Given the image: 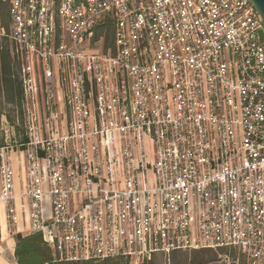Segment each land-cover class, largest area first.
I'll return each mask as SVG.
<instances>
[{"label":"built area","instance_id":"1","mask_svg":"<svg viewBox=\"0 0 264 264\" xmlns=\"http://www.w3.org/2000/svg\"><path fill=\"white\" fill-rule=\"evenodd\" d=\"M2 1L26 138L0 146L9 233L25 223L69 263L227 250L264 264L252 0Z\"/></svg>","mask_w":264,"mask_h":264},{"label":"trees","instance_id":"2","mask_svg":"<svg viewBox=\"0 0 264 264\" xmlns=\"http://www.w3.org/2000/svg\"><path fill=\"white\" fill-rule=\"evenodd\" d=\"M7 4L6 2H3L0 0V5L4 6ZM1 10V7H0ZM9 15L7 11V15L0 16V26L2 28L7 29L9 26ZM108 39H107V44H111L113 42V35L110 32H108ZM1 64L3 68V78L5 80V83L8 88L11 90L14 89L16 86L17 94L18 97L20 98L22 102V87L21 83L14 82L12 79V69L14 65L13 64V59L10 54V52L7 50V48H3L1 46ZM1 80V78H0ZM25 131V130H24ZM6 139V138H5ZM4 139L2 138V141L0 142V146L4 144ZM9 141V140H8ZM21 142H26V138L24 137V132L22 134V139L20 140ZM10 144V143H9ZM181 251H176L173 253H177ZM195 254L201 255V258L196 257V259H193V264H207L213 262L209 258L213 256H222L225 255V253H230L227 250H201L200 251H194ZM233 254V253H232ZM15 256L17 259V264H130L127 260H123L121 258H110L109 260L105 261H100V262H78V263H69L66 262L65 260H61L57 255L54 254L53 251L48 247V245L44 242L43 236H41L38 233H31L27 234L25 236H18L17 243H16V248H15ZM208 257V258H205ZM231 260V259H229ZM236 260V255L233 254L232 262L230 264H237ZM155 260H152L150 263L146 264H153Z\"/></svg>","mask_w":264,"mask_h":264},{"label":"rangeland","instance_id":"3","mask_svg":"<svg viewBox=\"0 0 264 264\" xmlns=\"http://www.w3.org/2000/svg\"><path fill=\"white\" fill-rule=\"evenodd\" d=\"M0 16H6L8 6L5 4L1 6ZM1 46L5 49L8 44L6 40L0 38ZM1 51V50H0ZM1 54H0V142L2 138L8 139L10 144H15L17 141L22 139V134L24 129L22 127L23 114L21 111V100L18 97L16 86L13 90L7 87L5 80L3 78V68L1 64ZM11 71L12 79L16 82L17 73L19 72L16 66ZM23 156V155H22ZM21 168L20 166H18ZM201 252V251H200ZM233 253V252H232ZM225 253L222 256H213L209 258L213 262L207 264H230L233 258V254ZM204 254L197 255L193 250H185L177 253H172L169 258H164L163 256H156L153 264H193V259L196 257L201 258ZM239 257V256H238ZM208 258V257H205ZM239 264H243V258L239 257ZM231 259V260H229ZM237 259V255H236ZM236 261V260H235Z\"/></svg>","mask_w":264,"mask_h":264},{"label":"crops","instance_id":"4","mask_svg":"<svg viewBox=\"0 0 264 264\" xmlns=\"http://www.w3.org/2000/svg\"><path fill=\"white\" fill-rule=\"evenodd\" d=\"M8 6V4H7ZM8 15H9V6H8ZM1 13V10H0ZM10 20V16H9ZM9 22V21H8ZM10 23V22H9ZM3 28L0 26V31ZM0 50H1V43H0ZM9 51V48H7ZM12 59H13V64H15V60L13 58L12 53L10 52ZM17 82L18 78H17ZM22 87V86H21ZM10 155V154H8ZM13 159V164L16 168L17 174L22 173L21 168H19L18 164L16 163L15 155H10ZM29 233L27 226L25 223H23L20 228L13 234L9 233L8 228H7V222H6V211L5 207L0 204V264H17V259L15 256V248H16V243L18 236H25Z\"/></svg>","mask_w":264,"mask_h":264},{"label":"water","instance_id":"5","mask_svg":"<svg viewBox=\"0 0 264 264\" xmlns=\"http://www.w3.org/2000/svg\"><path fill=\"white\" fill-rule=\"evenodd\" d=\"M252 2L258 14L261 15V18L264 21V0H252Z\"/></svg>","mask_w":264,"mask_h":264}]
</instances>
